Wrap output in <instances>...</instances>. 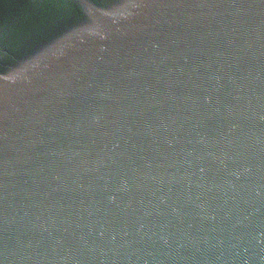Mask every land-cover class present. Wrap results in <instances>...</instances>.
<instances>
[{"label":"water","instance_id":"obj_1","mask_svg":"<svg viewBox=\"0 0 264 264\" xmlns=\"http://www.w3.org/2000/svg\"><path fill=\"white\" fill-rule=\"evenodd\" d=\"M0 264H264V0H0Z\"/></svg>","mask_w":264,"mask_h":264}]
</instances>
